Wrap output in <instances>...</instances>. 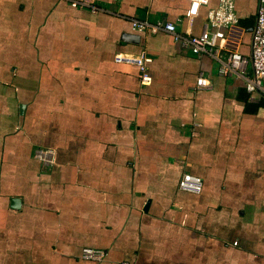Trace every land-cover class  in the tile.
Wrapping results in <instances>:
<instances>
[{
    "label": "crops",
    "instance_id": "0c3cea01",
    "mask_svg": "<svg viewBox=\"0 0 264 264\" xmlns=\"http://www.w3.org/2000/svg\"><path fill=\"white\" fill-rule=\"evenodd\" d=\"M87 1L0 0V264H264V96L245 88L257 0H233L236 24L201 53L130 19L197 35L218 0L193 15L189 0ZM232 50L242 72L221 70Z\"/></svg>",
    "mask_w": 264,
    "mask_h": 264
},
{
    "label": "built area",
    "instance_id": "2783aa9c",
    "mask_svg": "<svg viewBox=\"0 0 264 264\" xmlns=\"http://www.w3.org/2000/svg\"><path fill=\"white\" fill-rule=\"evenodd\" d=\"M72 6L90 5L91 9L96 7L91 5L87 0H67ZM189 7L186 10V15H193L196 12L198 0H189ZM237 22V17L233 9V0H218L216 7L210 9L207 13V18L202 31L193 35L189 32H182L176 29L174 23L167 20L148 21L146 19L131 18V28L138 31L155 32L162 30L170 33L173 42L180 49L189 50L192 53H201L207 50L208 46L218 47L219 40L225 38L223 29H230ZM229 32V31H228ZM250 62L252 66L253 76L246 79L245 88L248 91H258L264 96V0H257L255 10L254 23L251 29L250 37ZM216 52V48H214ZM120 57L115 56V59ZM135 65L140 71L141 80L147 78L146 64L151 60V57L144 52H140L132 58ZM247 58L235 50L227 53L224 59H220V67L224 72L234 71L242 72L243 65ZM207 79L199 74L195 79V86H206ZM50 149L38 148L34 155L42 161H50ZM197 177H192L184 173L179 180V186L182 188H198ZM105 254L103 249L91 247H82L80 255L84 258L101 259ZM121 264H129L127 261H122Z\"/></svg>",
    "mask_w": 264,
    "mask_h": 264
},
{
    "label": "water",
    "instance_id": "95a60500",
    "mask_svg": "<svg viewBox=\"0 0 264 264\" xmlns=\"http://www.w3.org/2000/svg\"><path fill=\"white\" fill-rule=\"evenodd\" d=\"M251 29H252V28H251ZM251 29H250V30H251ZM14 200H16V199H14Z\"/></svg>",
    "mask_w": 264,
    "mask_h": 264
}]
</instances>
